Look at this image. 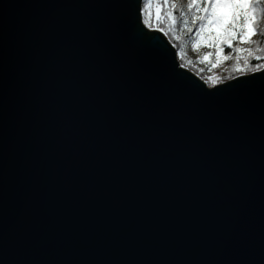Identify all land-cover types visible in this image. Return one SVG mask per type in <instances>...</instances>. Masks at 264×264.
Returning a JSON list of instances; mask_svg holds the SVG:
<instances>
[{
    "label": "water",
    "instance_id": "obj_1",
    "mask_svg": "<svg viewBox=\"0 0 264 264\" xmlns=\"http://www.w3.org/2000/svg\"><path fill=\"white\" fill-rule=\"evenodd\" d=\"M143 0H0V264H264V69L208 87Z\"/></svg>",
    "mask_w": 264,
    "mask_h": 264
},
{
    "label": "trees",
    "instance_id": "obj_2",
    "mask_svg": "<svg viewBox=\"0 0 264 264\" xmlns=\"http://www.w3.org/2000/svg\"><path fill=\"white\" fill-rule=\"evenodd\" d=\"M160 14L152 21L181 51L180 61L195 73L205 76L206 65L191 52L192 42L200 36L213 54L227 59L225 79L264 69V0H154ZM247 4L255 6L249 32L244 16L234 17V9L217 8L213 4ZM223 16L218 20L217 17ZM243 37V38H241ZM253 56L246 59L248 53Z\"/></svg>",
    "mask_w": 264,
    "mask_h": 264
},
{
    "label": "rangeland",
    "instance_id": "obj_3",
    "mask_svg": "<svg viewBox=\"0 0 264 264\" xmlns=\"http://www.w3.org/2000/svg\"><path fill=\"white\" fill-rule=\"evenodd\" d=\"M160 14V8L154 2V0H143L142 1V19L146 27L150 29L156 28L153 26L152 21L155 17ZM158 29V28H156ZM207 39L204 36H200L198 39L194 40L191 45V52L200 58L202 65H206V75H199L201 80H203L208 87H214L217 84L223 83L229 79H225L224 75L227 73L229 63L226 58L217 56L210 52L206 46ZM177 50V56L180 61L181 51L175 47ZM253 54L250 52L246 55V59H250ZM181 62V61H180ZM182 65V64H181ZM183 67L188 68L185 65ZM189 69V68H188Z\"/></svg>",
    "mask_w": 264,
    "mask_h": 264
},
{
    "label": "snow or ice",
    "instance_id": "obj_4",
    "mask_svg": "<svg viewBox=\"0 0 264 264\" xmlns=\"http://www.w3.org/2000/svg\"><path fill=\"white\" fill-rule=\"evenodd\" d=\"M213 9L217 8H229V9H234L235 11L233 12L234 17H240L241 15L244 16V23L245 26H249V21L252 20V13L255 11V6L253 5L252 7H249L247 4H213L212 5ZM223 16L217 17L218 20L223 19ZM249 32L252 31L251 27H248ZM243 38V37H241Z\"/></svg>",
    "mask_w": 264,
    "mask_h": 264
}]
</instances>
